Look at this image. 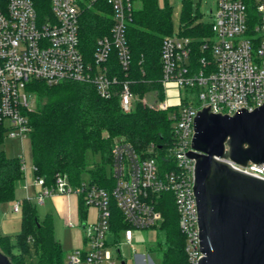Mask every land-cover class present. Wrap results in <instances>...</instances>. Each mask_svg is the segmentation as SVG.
I'll use <instances>...</instances> for the list:
<instances>
[{
  "label": "built area",
  "instance_id": "1",
  "mask_svg": "<svg viewBox=\"0 0 264 264\" xmlns=\"http://www.w3.org/2000/svg\"><path fill=\"white\" fill-rule=\"evenodd\" d=\"M100 1L108 7L111 27L108 34L95 40L89 55L80 45V20L98 0H49L50 14L44 18H39L30 0H0V125L6 137L22 140L29 135L25 113L33 109L35 100L31 95L32 102L28 101L26 85L31 81L48 87L64 82L89 84L101 99L118 95L125 114L131 113L136 103L167 112L171 142L166 154L172 166L168 171L160 170L152 156L153 147L140 153L129 142L119 140L111 149L110 190L89 183L73 188L61 176L51 185L35 178L37 193L26 199L43 205L54 196L81 195L96 211L94 220L82 224L83 245L89 248L70 251L64 264H116L109 247L120 243L109 245L105 240L111 235V204L129 227L121 232L123 244L132 247L133 230L155 232L160 225V203L162 196L168 195L184 239L186 263L198 264L203 255L193 193L195 162L186 155L193 151V118L208 106L209 114L233 116L237 109L251 112L264 102V0H217L209 24L211 36L200 46L198 55L189 39L177 34L165 36L160 49L162 99L153 91L140 97L127 77L131 57L126 27L137 0ZM111 58L123 79L111 73ZM168 83L186 93L179 105H169L164 99ZM221 161L264 180V163L240 166L228 158ZM11 212H20L19 202Z\"/></svg>",
  "mask_w": 264,
  "mask_h": 264
},
{
  "label": "trees",
  "instance_id": "2",
  "mask_svg": "<svg viewBox=\"0 0 264 264\" xmlns=\"http://www.w3.org/2000/svg\"><path fill=\"white\" fill-rule=\"evenodd\" d=\"M30 1L39 18L50 14L49 0ZM136 4L131 22L126 27L131 57L127 77L140 97L153 91L157 99H162L160 49L162 39L172 35L170 8L160 7L157 0H137ZM189 4L185 3V12L189 11ZM105 10L107 14L103 12ZM108 11V7L98 0L80 20V45L89 55L95 40L110 30ZM177 35L189 39L195 55H198L211 31L209 25L194 22L186 13ZM110 66L111 73L119 79L124 78L114 58H111ZM26 92L36 102L35 108L25 113L30 128L33 174L35 178H42L46 185L53 184L56 176H61L73 188H78L83 183L82 174L87 173L89 184L110 190L111 149L119 140L129 142L140 153L153 147L152 156L160 170L171 168L166 154L171 142L167 112L136 103L134 110L125 114L120 110L118 95L101 99L92 85L82 83L64 82L48 87L31 81L26 85ZM146 97L151 100L149 95ZM4 138L5 128L0 125V144ZM87 151L98 154L100 162L87 164ZM22 178L20 158L7 157L0 150V204L14 199L16 185ZM78 198L79 219L84 224L88 206L81 195ZM19 204L20 230L12 236L0 235V252L11 264H26V258L31 255L36 264H64L66 253L54 236L51 217L46 215L40 219L36 204L30 199L24 198ZM159 210L163 219L155 230L156 241L148 251L153 252L161 264H187L184 239L178 229L170 196H162ZM110 213V234L115 242H119L121 232L129 227L114 204L110 206Z\"/></svg>",
  "mask_w": 264,
  "mask_h": 264
},
{
  "label": "water",
  "instance_id": "3",
  "mask_svg": "<svg viewBox=\"0 0 264 264\" xmlns=\"http://www.w3.org/2000/svg\"><path fill=\"white\" fill-rule=\"evenodd\" d=\"M206 110L193 118V151L186 153L195 162L198 264H264V180L221 161L264 163V102L233 116ZM0 264H11L1 252Z\"/></svg>",
  "mask_w": 264,
  "mask_h": 264
},
{
  "label": "rangeland",
  "instance_id": "4",
  "mask_svg": "<svg viewBox=\"0 0 264 264\" xmlns=\"http://www.w3.org/2000/svg\"><path fill=\"white\" fill-rule=\"evenodd\" d=\"M160 7L167 6L170 8V23H171V32L172 35L178 34L181 26L183 25L184 15L187 13L193 19L194 22L201 25H209L211 23V16L216 12L217 0H157ZM185 3L189 4V11L185 12L184 6ZM106 14V10L103 11ZM166 102L169 105H179L181 101L186 97V93L182 89H178L174 84L168 83L165 85V96ZM34 100V99H33ZM28 101L32 102V96L28 95ZM36 102H33V108H35ZM0 150L4 152L7 157H20L22 159V166L24 172H30L31 174V185L33 187L34 174L32 170V153H31V140L27 136L20 140L19 138H9L6 137L3 139V142L0 144ZM85 161L87 164L99 163L100 157L98 154H93L90 151L85 153ZM106 171L109 173V167L106 166ZM24 173V174H25ZM83 183H89V174L83 173L82 176ZM25 180V177H24ZM23 180V181H24ZM16 189V188H15ZM22 199L26 198L25 189ZM31 192V190H30ZM15 197L12 201L3 203L5 207V212H9V209L13 207L18 201ZM1 205V204H0ZM36 212L40 219H44L49 213L53 218L54 225V236L60 241L61 250L64 253L70 252L73 250V233L77 232L78 245L77 247H83L85 250L89 248V245H83V236L80 228L72 229L71 227H66L63 221L58 218L48 202L45 200L44 205L36 204ZM3 225V233L7 235H14L20 230V220L18 217H12L5 219L4 216L0 217V226ZM134 240L133 246L124 245L122 238L120 237L118 247L111 246L109 247L110 253L113 255V258L116 261V264H120L121 261L124 264H135V256H141L143 264H148V260L152 264H161L159 258L153 253L149 252L148 249L154 245L157 235L156 232L147 231V230H133ZM106 243L112 245L114 239L112 236L105 237ZM117 250H119V257ZM26 264H36L33 256H28L26 258Z\"/></svg>",
  "mask_w": 264,
  "mask_h": 264
},
{
  "label": "crops",
  "instance_id": "5",
  "mask_svg": "<svg viewBox=\"0 0 264 264\" xmlns=\"http://www.w3.org/2000/svg\"><path fill=\"white\" fill-rule=\"evenodd\" d=\"M24 171H23V178L17 183L16 189H15V197H17L18 200L22 199V197L24 195V191L22 189H25V195H26L25 197L30 198V199H33L35 197L37 190H38L35 186L30 187V186H32L31 185L32 184L31 183V174H30V172L25 173ZM24 177H25V180H24ZM30 190H31V192H30ZM46 200H48V202L50 203L54 214L63 221V223L66 227H71L72 229L80 228L81 233H82V222L79 219V198L76 195L54 196V197L48 198ZM4 209H5V207L3 206V204H1L0 205V217L4 216L5 219H9L12 217H18L20 220V214L12 213L11 208L9 209V212H5ZM95 214H96V211L93 208L87 207L86 218L84 220V223L94 220ZM47 215H49L51 217L52 223H53L52 215L49 213ZM70 223L72 224V226H69ZM53 227H54V225H53ZM3 228H4L3 225H1L0 226V235H7V234L3 233ZM10 236H12V235H10ZM110 236H112L114 239V236L112 234ZM120 237L122 238V236H120ZM133 240H134V235H133ZM77 242H78L77 232L75 231L73 233V244H74L73 250L79 248V247H77V245H78ZM122 242H123V238H122ZM124 245H126V244H124ZM67 253H69V252H67ZM117 253H118V257H119V250H117ZM64 260H65V257H64ZM134 260H135V264H143L141 256H135ZM149 262H151L150 260H148V264H152Z\"/></svg>",
  "mask_w": 264,
  "mask_h": 264
}]
</instances>
